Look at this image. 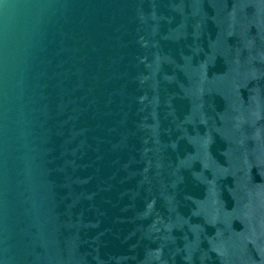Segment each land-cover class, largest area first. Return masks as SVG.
<instances>
[{"label": "water", "instance_id": "water-1", "mask_svg": "<svg viewBox=\"0 0 264 264\" xmlns=\"http://www.w3.org/2000/svg\"><path fill=\"white\" fill-rule=\"evenodd\" d=\"M0 264H264V0H0Z\"/></svg>", "mask_w": 264, "mask_h": 264}]
</instances>
